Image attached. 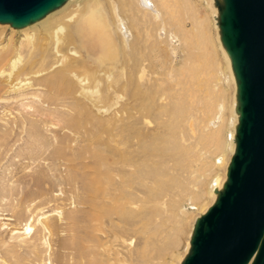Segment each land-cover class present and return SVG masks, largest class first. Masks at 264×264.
Segmentation results:
<instances>
[{
	"label": "rangeland",
	"instance_id": "1",
	"mask_svg": "<svg viewBox=\"0 0 264 264\" xmlns=\"http://www.w3.org/2000/svg\"><path fill=\"white\" fill-rule=\"evenodd\" d=\"M79 1L82 8H80V11H84L94 0ZM100 1L113 23L108 1ZM185 1H189V5H185L187 4ZM167 3L170 6V12L175 13L177 21L181 24L185 23L191 29V45L197 57V59L191 60L192 63L183 58L185 47L182 46L183 44L178 39L176 40L177 44L176 42H174L175 44L170 43V36L174 38H179L180 36L175 32L176 27L172 25V19L170 20L172 24L169 21V15L162 17L165 19L168 16V21H166L167 19L153 18V22L150 20L151 17L148 18V24L153 22L151 23L152 25H149L151 28L148 27L146 22L148 19L143 20L140 23L142 26L139 25L137 28L139 31H137L135 25L133 26L130 23V16L127 14L126 16L130 20L129 23L130 25L132 24L131 28L133 27L130 31L132 33V38L130 39H133V41L129 40L128 42L131 47H128L129 45L126 43L122 45V40L117 34L118 42L122 45V52L118 51L119 54L113 60L102 58V44L96 36L90 35L88 29L83 30L84 33L81 31L79 26L88 17L87 12L82 14L83 11H81L71 18V20L65 21L61 25L62 31L61 29L58 30L60 27L53 23V19L62 15L63 12L58 11L51 14L47 19V21H50L47 22L48 25L50 24L48 34L42 29L41 24H37L36 27L39 29V33L35 38L37 42L33 39L28 43L30 44L29 46L26 44L28 47V50L27 47L24 49V52L27 50L26 54L22 50L21 52L24 54L22 55L20 52L19 56H16L18 52H15L14 49H17L24 34L16 33L15 28L11 25L5 26V33L0 40V45H7L10 36L15 35V42L9 51L15 59L16 57L20 58L22 55L20 60L18 59L20 63L18 62L15 65V71L17 72L26 67L33 82L32 88L6 91L3 89L5 86L4 77L8 70L12 68V65L4 68L5 73H0V138H2L0 139V162L5 159L2 165L4 164L3 166L6 167L9 163L11 164L12 157L6 156L5 150L6 147L14 144L20 136L23 137L17 141V145H23L24 148L26 146V142L24 141H26L25 138L28 134L33 136V141L29 148L23 151V156L30 157V160L29 158L26 159V164L19 162V165L17 161L11 164V166L13 165V167L10 166V169L12 168L10 170L11 178H6V182L8 179H10L9 182L14 179L11 182V185L15 188L13 196H18L19 201H15L12 205L4 204V206L2 205L4 208L0 205V224L6 222L11 224L8 227L5 226V229L0 227V245L9 239L10 230L14 226L22 227L21 224L24 225L31 215L44 219L45 216H48V220L50 222L55 221L54 224L56 225L51 230V233L46 232L47 242L52 244L53 247L48 252L52 253L49 252L50 255L48 252L38 253L37 255H33L32 258L39 260L41 256L40 259H46L44 264H57L65 256V252H67L63 244L69 237L66 229L67 222H65V215L67 212H73L83 226L79 234L82 236L88 251V254L86 253L87 259L91 260L92 264H181L185 259L188 254L192 227L196 218L205 213L217 198L212 178L219 177L220 188L223 187L227 179V177L224 178V175L227 176L228 164L235 152V142L233 139L236 126L238 125L237 119L234 116L236 82L231 69V58L228 54L230 60L227 58L226 50L223 49V45L217 35L216 11L214 10V12L210 6L207 7L208 5L200 0H168ZM197 19H202V22L204 21L202 31L196 27L192 28L193 22ZM161 23H163L162 27H160ZM164 23L166 24L165 26ZM52 24L54 25L52 26ZM154 25H157L156 27L159 32ZM51 26L55 30L50 28ZM172 27L173 29H171ZM159 28H162V32ZM2 29L0 26V33ZM51 29L53 33L55 31V35L58 36L59 34L58 38H62H59L61 39L60 42H62L58 48L65 47L63 48L65 49V53L62 54L63 56L56 57L54 55L55 52L51 50L50 41L53 35L50 32L52 31ZM150 29L151 31H149ZM163 29L168 31L167 36L164 34L166 32ZM142 31L147 33H143ZM160 32L163 33V37L162 34L160 37ZM154 33L156 36H154ZM140 35L143 37H140ZM145 36H149L148 38L151 40L148 41L149 39ZM145 39L148 40L146 41ZM31 42H34V44ZM161 44L162 46H160ZM32 45L33 47H30ZM72 47L78 49L80 54L74 56L75 53L74 51L72 52ZM162 47L163 50H166L168 47L167 52L170 55H174L172 47L178 48L175 51L177 56L174 59L176 60L173 59V55L169 56L165 50L162 52V49H160ZM32 48L35 49L31 50ZM61 49L60 51L62 52L63 49ZM34 50H36V53ZM32 53L35 55L34 57ZM24 55L29 56L23 57ZM62 57L67 58L62 59ZM25 58L28 61H24ZM57 58L62 59V61L57 60ZM172 60L173 63H171ZM179 60L180 62L178 63ZM184 61H186L188 66L194 65L200 68L199 81L201 85L199 98L202 100H212L213 108L210 115L212 119H219L220 117L218 124L221 127L224 145L226 144L223 146V150L221 149L214 157L216 159V161H214L215 159L213 160L214 165L217 166L213 165L214 169L210 172L212 174L207 176L209 180L207 177L206 179L203 178L198 186L195 185L199 191L194 186L196 184L194 183L195 179L200 174L199 163H197L198 166L194 165L193 174L184 173L185 171L182 173L180 166L176 167L179 165V160H177L179 157L177 155L172 156V152L169 153L167 146L166 148L162 146L164 145L162 141L163 137L165 138V134H170L166 126L168 121L167 123L165 122L167 119L162 114L163 110L160 109L162 107V99L169 94L166 89H171L169 82L175 73L171 72L172 65L179 68L184 64ZM85 80L86 83H84ZM172 84L174 83L171 81ZM25 93L31 97H28ZM19 94H23V98ZM165 94L167 95L165 96ZM39 104L43 106L44 110L42 113L36 110L37 106L35 105ZM220 106H222L221 111ZM159 119L165 126L161 124L162 122H158ZM218 124L216 123V125ZM232 128L233 130H230ZM154 130L159 134L154 133ZM160 132H164V135L161 137L162 139L159 138ZM156 136L157 139L155 138ZM150 145L153 147H150ZM164 148L165 151L163 150ZM143 153L145 154L143 155ZM42 155H44V158ZM155 156L157 158L161 156L163 160L164 158L167 159L164 160L165 166L161 162L159 163V159ZM31 158L35 159V161ZM167 161L168 163H165ZM66 162L75 167H70L68 170L65 167ZM166 166H171L172 169ZM27 167L28 170H26ZM152 168L155 169L152 170ZM2 171L0 170V178L3 175ZM149 174L152 176H148ZM183 174L184 177L182 176ZM36 175L39 176V179ZM185 176L187 180H190L189 183L193 185L189 184L191 188L195 189L194 191L198 192L199 195L201 194L197 198L198 200L192 201L190 196H178L182 190H180V187H182L181 183L188 182L187 180L183 181ZM34 177L36 178L34 179ZM162 177L165 179V182H163L164 179ZM168 177L170 178L168 179ZM37 207L41 209L39 210ZM95 208L100 221L95 223L94 226L97 225L100 231H95L94 227L92 228V224L90 225L91 228H87L85 224L86 219L92 216L93 209ZM42 214H45V216H41ZM7 218L13 221H8L6 220ZM35 220L34 218V222H36ZM56 220L59 221L60 226ZM135 229H138L139 232L135 231ZM33 233L34 231L28 235V238ZM101 234L111 239L112 247L113 244H122L120 257L112 254L108 255L107 249H100L98 247L97 238ZM158 239L163 243L161 242L160 244ZM154 241H156L155 244ZM157 245L160 247L158 248ZM132 251L133 253L135 252L134 258H132ZM127 255L129 257L128 260L124 258ZM46 256H51L52 258L48 257L47 260ZM8 259L7 257L6 260Z\"/></svg>",
	"mask_w": 264,
	"mask_h": 264
},
{
	"label": "bare ground",
	"instance_id": "2",
	"mask_svg": "<svg viewBox=\"0 0 264 264\" xmlns=\"http://www.w3.org/2000/svg\"><path fill=\"white\" fill-rule=\"evenodd\" d=\"M84 1V0H83ZM108 1L109 3V6H110V9H111V16H112V19H113V23H112V20L109 16V14L106 12L103 4L101 3L100 0H94L87 8L86 10H81L83 11L82 14H86L88 15V17L83 20L82 22V25L79 26L81 31L83 32V30L85 29H88V32L90 33V35H94L96 36V38L100 41V43L102 44V50H103V54H102V58L106 59V60H113L117 57V55L119 54V52H122L121 51V48H122V45H125L128 44L129 40L133 41V39H130L132 38V33H130L131 29H133V27L131 28L132 24L133 26L135 25L136 27V30L138 28V26L140 25V23L148 18L151 17L150 20H153L154 19H158V18H161L163 19L162 17L165 15H169L170 16V19L169 21L172 19V22L171 24L174 25L176 27V34L179 35L180 37H172L170 36L171 38V41L170 43L171 44H175L174 42H176L177 44V39L180 41L181 44H183L182 46L185 47V49L183 50V54H184V57L185 60H189L191 62V60H194L195 58L197 59L193 49H192V45H191V37H190V31L191 29H189L187 27V25L184 24H181L180 22L177 21V18H176V15L175 13H171L170 12V6L168 5L167 1L168 0H106ZM200 1H204L207 5V7H211L213 9V11L215 10V6H214V0H200ZM187 4L185 5H189V1H185ZM80 8H81V3L79 0H67L66 3L61 6L60 8L56 9L55 11H53L51 14L55 13V12H58V11H62V15H60L59 17L53 19V23L57 26H59L58 30L61 29L62 31V27L61 25L67 21L68 19L71 20V18H73L75 15L79 14L80 11ZM109 8V7H108ZM82 9V8H81ZM109 9V11H110ZM211 9V10H212ZM216 11V10H215ZM214 11V12H215ZM171 13V14H169ZM216 13V12H215ZM46 15V17H43L42 19L38 20L36 23H30V24H27V25H23V26H14L15 28V32L16 33H23L24 34V37L21 39V42L20 44L18 45L17 49L15 50L14 47V51L18 52L16 54V56H19L23 50L24 52V49H26L25 47L29 46L30 44H28L30 41H32L33 39H35L37 37V34L39 33V29H37V24H41L42 26V29L45 31L46 34H48V29H49V26L50 24L48 25L47 22V19L48 17L51 15ZM127 14H129L130 16V20H128V16H126ZM165 18V19H167ZM160 19V20H161ZM163 19V20H165ZM168 19L166 21H168ZM159 20V21H160ZM69 21V20H68ZM132 23L130 25V23ZM156 21V20H155ZM157 21V22H159ZM50 22V21H49ZM52 22V20H51ZM147 24L149 22V19L146 21ZM151 22V23H153ZM163 22V21H162ZM204 22V21H203ZM202 22V19L200 20H195V22H193V29L196 27L198 28L200 31H202V26L204 27V24ZM148 24V27H150L149 25H152V24ZM160 23V22H159ZM166 23V22H165ZM164 23V26L166 25ZM52 24V26L54 25ZM145 24V23H144ZM155 24V23H154ZM157 24V23H156ZM169 24V25H171ZM203 24V25H202ZM9 25H12L10 23H0V26L1 28H3L1 30V33H0V40L3 36V34L5 33V26H9ZM48 25V26H47ZM146 25V24H145ZM168 25V24H167ZM171 25V26H172ZM50 27V28H53V27ZM65 26V25H64ZM114 26V27H113ZM142 26V25H140ZM155 26V25H154ZM157 26V25H156ZM155 26V27H156ZM163 26V23H161V26ZM170 26V27H171ZM153 27V26H152ZM159 27V25H158ZM167 27V26H166ZM166 27H164L166 29ZM56 28V27H55ZM151 28V27H150ZM168 28V27H167ZM218 28V27H217ZM145 29V27H144ZM158 28L156 27V30ZM161 29V32H162V28H159ZM173 29V27L171 28ZM175 29V28H174ZM52 30V29H51ZM53 30H55L53 28ZM53 30L50 31L51 33H53ZM146 30H148L146 28ZM154 30V29H153ZM164 30V29H163ZM205 30V29H204ZM203 30V31H204ZM139 31V30H137ZM151 31V29L149 30ZM148 31V33H150ZM158 31V30H157ZM165 31V30H164ZM58 32V31H57ZM143 32V31H142ZM156 32V31H154ZM159 32V31H158ZM160 32V37H161V34H162V37H163V33ZM166 33V36H167V33L168 31L166 30L165 31ZM174 32V33H175ZM50 33V34H51ZM63 33V32H62ZM84 33V32H83ZM140 33V32H138ZM143 33H147V32H143ZM173 33V34H174ZM49 34V36H51ZM55 31L53 33V35L51 36V41H50V45H51V50H53L55 52V56H63L62 54L65 53L63 48L65 47H61L60 49L62 50V52L60 51V49L58 48L59 47V44L62 42H60V40L62 39H59L57 35H55ZM117 34L118 36L120 37V39L122 40V45L121 43L119 44L118 42V39H117ZM137 34V32H136ZM141 34V33H140ZM172 34V33H171ZM61 35V34H60ZM69 35V34H68ZM131 35V36H130ZM134 35V34H133ZM143 35V34H142ZM140 35V37L142 36ZM145 35V34H144ZM148 35V34H146ZM170 35V34H169ZM176 35V36H177ZM218 38L220 39L221 41V36H220V32H219V28H218ZM139 36V35H138ZM150 36V35H149ZM149 36H145V37H149ZM154 36L155 33H154ZM164 36V37H166ZM175 36V35H174ZM14 37L15 35H11L10 38H9V41H8V44L7 45H3L1 46L0 45V73H5V70L4 68L8 65H12V68L10 70H8V72L5 74V86H4V90L6 91H18V90H21L22 88H28V87H31L32 88V78L30 76V73L27 71V68L26 67H23L22 69L18 70L17 72L15 71V65L16 63H20V58L21 56L28 50V47H27V50L22 53V55L20 56V58H17L16 59L12 56V53H10V48L12 46V44H14ZM48 37V35H47ZM143 37V36H142ZM159 37V36H158ZM159 37V38H160ZM169 37V36H168ZM167 38V37H166ZM38 39V38H37ZM50 39V38H49ZM149 39V40H148ZM147 40L150 41L151 39L148 38ZM165 39V38H164ZM163 39V40H164ZM218 39V41H219ZM36 40V39H35ZM146 40V39H145ZM146 40V41H147ZM153 40V39H152ZM156 41V39H154ZM160 40V39H158ZM157 40V41H158ZM130 41V42H131ZM161 41V40H160ZM166 41V40H164ZM169 41V40H168ZM35 42V41H34ZM34 42H31L34 44ZM37 42V40H36ZM35 42V43H36ZM64 42V40H63ZM68 42V41H67ZM69 43V42H68ZM135 43V42H134ZM162 43V42H161ZM168 43V42H167ZM166 43V44H167ZM27 44V46H26ZM131 44V43H130ZM145 44V43H144ZM163 44V43H162ZM162 44L160 46H162ZM165 44V43H164ZM66 45V44H65ZM129 45V44H128ZM169 45V44H168ZM220 45V44H219ZM61 46V44H60ZM64 46V45H62ZM133 46V45H132ZM159 46V44H158ZM171 46V45H170ZM174 46V45H172ZM176 46V45H175ZM178 46V45H177ZM30 47H33L30 46ZM29 47V48H30ZM76 47V46H74ZM74 47H72V52L74 51V56L76 54H80L79 50L78 49H75ZM128 47H131V45H129ZM127 47V48H128ZM166 47V46H165ZM169 47V46H168ZM167 47V48H168ZM181 47V46H180ZM74 48V50H73ZM125 48V47H124ZM133 48V47H132ZM131 48V49H132ZM167 48L165 50V52H167ZM173 48V49H172ZM172 51L174 52V55H173V59L177 56L176 54V49L178 50V48H174L172 47ZM12 49V48H11ZM35 48H32L31 50H33ZM70 49V51H71ZM126 49V48H125ZM162 49V52L164 51L163 50V47L160 48ZM183 49V48H182ZM181 49V50H182ZM222 49V48H221ZM223 49L225 50V48L223 47ZM30 50V49H29ZM69 50V49H68ZM130 50V48H129ZM128 50V52H129ZM136 50V49H135ZM158 50V49H157ZM35 53H36V50H34ZM34 51H31V52H34ZM126 51V50H125ZM153 51V50H152ZM156 51V50H155ZM161 51V50H160ZM223 51V50H222ZM21 52V53H20ZM69 52V51H68ZM131 52V50H130ZM134 52V50H133ZM161 52V53H162ZM170 52V51H169ZM178 52V51H177ZM225 53V51H223ZM71 54V52H69ZM125 53V52H123ZM127 53V52H126ZM125 53V54H126ZM157 53V52H156ZM168 53V52H167ZM182 53V52H181ZM26 54V53H25ZM28 54V53H27ZM73 54V53H72ZM160 54V53H159ZM166 54V53H165ZM169 54V53H168ZM182 54V55H183ZM14 55V54H13ZM33 57L35 56L33 53H32ZM169 54V56H171ZM226 55H227V52H226ZM26 55H24L23 57H25ZM29 56V55H27ZM26 56V57H27ZM54 56V58H56ZM66 56V54H65ZM72 56V55H71ZM73 56V57H74ZM122 56V55H121ZM155 56V55H154ZM31 56V58H33ZM160 57V56H159ZM168 57V56H167ZM64 58H67V57H64ZM62 57V59H64ZM76 58V57H75ZM126 58V57H125ZM178 58V57H177ZM181 57V59H183ZM227 58H228V55H227ZM19 59V60H18ZM62 59L60 58H57V60H61ZM155 59V58H154ZM157 59V58H156ZM160 59V58H159ZM180 59V58H179ZM230 60V58H228ZM23 60V59H22ZM27 58H25L24 61H26ZM161 60V59H160ZM176 60V59H174ZM23 61V62H24ZM28 61V60H27ZM158 61V59H157ZM22 62V63H23ZM58 62V61H57ZM63 62H65V60H63ZM117 62V61H116ZM160 62V61H159ZM162 62V60H161ZM177 62V61H176ZM180 62V60L178 61V63ZM183 62V61H181ZM188 62V61H187ZM196 62V61H195ZM25 63V62H24ZM27 63V62H26ZM59 63V62H58ZM171 63H173V60L171 61ZM170 63V64H171ZM192 63V62H191ZM190 63V64H191ZM161 64V63H159ZM175 64V63H174ZM189 64V65H190ZM24 65V64H23ZM116 65V64H115ZM177 65V64H176ZM232 65V63H231ZM27 66V65H26ZM113 66V65H112ZM162 67V66H161ZM171 67V66H170ZM179 67V66H178ZM163 68V67H162ZM200 68H198L197 66L195 67L194 65L192 66H188L186 61H184V64L181 65V67L177 68L175 67V65H172L171 67V72H175L173 75H172V79H170L172 81V84L171 85V81L169 82V86H171V89H166L167 92L169 93L168 95L165 94V98L163 97V101H162V104H161V110H163V116L166 117L167 120H165V122L168 123L166 124V126L168 127V130H169V135L165 134V138L163 137V143L164 145L162 146H167V148L169 149V153L173 155H177L179 157V165H177L176 167L180 166V169L182 170V173L183 171H185L184 173H188V174H193L194 171H193V168H194V165L196 166L197 163H199L200 165V174L197 175L199 176L198 178H194L195 179V182L196 184L195 185H199L200 182L202 181V179H206L207 176H209L210 172L214 169L213 168V165H214V161H216V159L214 158L218 153L219 151H221V149L223 148L224 145V139H223V136H221V127L219 126V122H220V117L219 119L218 118H214L212 119L211 118V113H212V108H213V102L212 100H208V99H201L199 98L200 96V81H199V70ZM231 69H232V66H231ZM33 70V69H31ZM43 71V70H42ZM233 71V69H232ZM32 72V71H31ZM170 72V73H171ZM38 73H41V72H38ZM44 73V72H43ZM42 73V74H43ZM169 73V74H170ZM168 74V75H169ZM32 75V74H31ZM41 75V74H40ZM76 76V75H75ZM36 77V76H35ZM34 77V78H35ZM39 77V76H38ZM166 77V76H165ZM169 77H171L169 75ZM233 77L235 79V76H234V73H233ZM33 78V79H34ZM175 78V79H174ZM167 79V78H166ZM174 79V80H173ZM82 80V79H80ZM84 80V79H83ZM80 82V81H79ZM165 82V81H164ZM80 83H83V82H80ZM84 83H86V80L84 81ZM83 83V84H84ZM159 83V82H158ZM163 83V81H162ZM82 84V85H83ZM168 85V84H167ZM36 86V85H35ZM40 86V85H39ZM163 87V86H162ZM168 87V86H166ZM35 88V87H34ZM158 89V87H157ZM160 89V88H159ZM27 90V89H26ZM37 90V89H36ZM170 90V91H168ZM28 91H31V90H28ZM35 91V90H34ZM157 91V90H156ZM162 91V89H161ZM165 91V90H164ZM27 92V91H26ZM33 92V91H32ZM31 92V93H32ZM163 92V91H162ZM161 92V93H162ZM166 92V93H167ZM30 93V94H31ZM37 93V92H36ZM161 93H159L161 95ZM165 93V92H164ZM26 94V93H25ZM13 96V94H11ZM20 95V94H19ZM27 95V94H26ZM32 96H34L33 94H31ZM20 96H22L23 98V94H21ZM19 96V98H20ZM28 96V95H27ZM30 96V95H29ZM28 96V97H29ZM163 96V95H162ZM25 97V96H24ZM31 97V96H30ZM8 98V97H7ZM34 98V97H33ZM158 98V97H156ZM162 98V97H161ZM14 99V98H13ZM15 100V99H14ZM23 100V99H21ZM25 100V99H24ZM31 100V98H30ZM35 100V99H34ZM157 100V99H156ZM160 100V99H159ZM150 101V100H149ZM161 101V100H160ZM17 102V101H16ZM19 102V101H18ZM42 102V101H41ZM39 102V103H41ZM157 104V102H156ZM37 106V111H42L44 110L43 109V106L41 104L39 105H35ZM32 108V106H31ZM158 108V107H157ZM156 109V108H155ZM222 109V106H220V111ZM46 110V109H45ZM159 110V109H158ZM219 111V112H220ZM154 112V110H153ZM160 112V111H159ZM38 113V112H37ZM133 113V112H132ZM158 113V112H156ZM134 114V113H133ZM132 114V115H133ZM154 114V113H153ZM234 116L235 118L237 119V123L239 121V114H237V112H234ZM200 115V116H199ZM160 116H161V113H160ZM167 116H169V118H167ZM164 117V118H165ZM204 117V118H203ZM159 118V117H158ZM162 118V119H164ZM203 118V120H202ZM218 119V120H216ZM235 121V120H234ZM160 122V119L159 121ZM162 122V121H161ZM160 122V123H161ZM200 122V123H199ZM203 122V123H201ZM232 122V121H231ZM157 123V121H156ZM216 123L218 125H216ZM159 125V123H157ZM161 124L164 125V123L162 122ZM233 124V123H232ZM161 127V125H160ZM165 128V127H164ZM147 129V128H146ZM166 130V129H165ZM230 130H233L230 129ZM158 131V130H157ZM156 131L154 130V133ZM231 133V131H229ZM147 133V132H146ZM145 133V134H146ZM161 133V132H160ZM156 134L158 135L159 133L156 132ZM162 134V135H161ZM159 135V138H161L163 135H164V132L161 133ZM228 135H230L228 133ZM26 136V135H25ZM24 136V137H25ZM150 136V135H149ZM167 136V137H166ZM23 136H20L18 140H21ZM153 137V136H151ZM228 137V136H227ZM157 139V136L155 137ZM158 138V139H159ZM231 138H232V135H231ZM230 138V140H231ZM2 139V138H0ZM26 146L24 148V146L22 145H17V141L6 147V150H5V155L6 156H11L12 159H11V164H13L14 162H18V164L20 165V163H25V160L29 158L30 160V157H24L23 156V151L24 150H27V148H29V146L31 145L32 141H33V136L28 134L26 136ZM162 139V138H161ZM228 139V138H227ZM233 139V138H232ZM23 140V139H22ZM152 140L154 141V139L152 138ZM234 140V139H233ZM159 141V140H158ZM161 141V143H162ZM226 141V140H225ZM229 141V139H228ZM21 142V141H20ZM23 143V142H22ZM155 143H158V142H155ZM154 143V144H155ZM20 144V143H19ZM147 144V142H146ZM151 144V143H150ZM160 144V142H159ZM168 144V145H167ZM228 144V143H227ZM231 144V143H230ZM34 145V144H33ZM153 145V144H152ZM150 145V147L152 146ZM155 145H158V144H155ZM36 146V145H35ZM161 146V145H160ZM169 146V147H168ZM230 146V145H229ZM2 147V146H1ZM148 147V146H147ZM145 147V148H147ZM153 147V146H152ZM232 147V146H231ZM235 147V146H234ZM31 148V147H30ZM41 148V147H40ZM165 148L163 149L165 151ZM225 148V147H224ZM227 148V147H226ZM148 149V148H147ZM154 149V148H153ZM156 149V148H155ZM223 150V149H222ZM39 151V150H38ZM162 151V150H161ZM229 151V150H228ZM235 151V149H234ZM157 152V151H156ZM160 152V151H159ZM225 152V151H223ZM222 152V153H223ZM230 152H233V151H230ZM30 153V152H29ZM166 153V152H165ZM164 153V154H165ZM145 153H143L144 155ZM221 154V152H220ZM32 155V153H31ZM147 155V154H146ZM157 155V154H156ZM160 155V154H159ZM28 156V155H27ZM38 156V155H36ZM44 155H42L43 157ZM162 156V155H161ZM161 156H155L157 159H159V163L161 162V164H164V160H167L164 158V160L162 159ZM39 157V156H38ZM144 157V156H143ZM152 157V156H151ZM150 157V158H151ZM160 157V158H159ZM164 157V155H163ZM176 157V156H175ZM219 157V156H218ZM41 158V157H40ZM44 158V157H43ZM149 158V157H148ZM147 158V159H148ZM18 159V160H17ZM32 160L35 161V159L31 158ZM156 159V160H157ZM215 159V160H214ZM5 160V159H4ZM3 160V161H4ZM149 160V159H148ZM153 160H155V158H153ZM170 160V159H169ZM214 160V161H213ZM227 160V159H226ZM2 161V162H3ZM8 161V160H7ZM5 161V162H7ZM33 161V162H34ZM2 162H0V170H3L2 171V177L0 178V205L4 206V204H9V205H12L14 204L15 201L18 200V196H13L14 195V191H15V188L14 186L11 185V182L14 180H11L9 182L10 179H8V181L6 182V178L10 177V166L11 164L9 163L8 166L4 167L2 165ZM20 162V163H19ZM27 162V161H26ZM39 162V161H38ZM43 162V161H42ZM143 162V161H141ZM149 162V161H148ZM4 163V162H3ZM31 163V162H30ZM40 163V162H39ZM72 163V162H71ZM145 163V162H144ZM165 163H168L165 162ZM216 163V162H215ZM33 164V163H32ZM47 164V163H46ZM74 164V163H73ZM171 164V163H170ZM217 164V163H216ZM63 165V164H62ZM66 168L69 170L70 167H75L74 165H71V164H65ZM136 165V164H135ZM145 165V164H143ZM148 165V164H147ZM167 165V164H166ZM15 166V164H14ZM18 166V165H17ZM150 166V165H149ZM155 166V165H154ZM162 166V165H161ZM198 166V165H197ZM214 166H217V165H214ZM13 167V165L11 166ZM28 167H31V166H28ZM28 167L26 170H28ZM40 167V166H39ZM64 167V168H65ZM150 167H153V166H150ZM149 167V168H150ZM166 167H169L172 169L171 166H166ZM16 168V167H15ZM63 168V167H62ZM65 168V169H66ZM141 168L143 169V167L141 166ZM148 168V167H147ZM159 168V167H158ZM161 168V167H160ZM30 169V168H29ZM155 169V168H152V170ZM18 170V169H17ZM25 170V171H26ZM64 170V169H63ZM137 170V169H136ZM151 170V171H152ZM159 170V169H158ZM180 170V171H181ZM195 170V169H194ZM123 171V170H122ZM175 171V170H174ZM143 172V171H142ZM145 172V171H144ZM160 172V171H159ZM158 172V173H159ZM196 172V171H195ZM21 173V172H20ZM19 173V174H20ZM157 173V172H155ZM162 173V172H161ZM198 173V172H197ZM36 174V173H35ZM67 174V173H66ZM139 174V173H138ZM172 174V173H171ZM171 174H169L171 176ZM180 174V173H179ZM212 174V173H211ZM210 174V175H211ZM41 175H42V172H41ZM40 175V177H41ZM140 175V174H139ZM147 175V174H146ZM151 174H149L148 176H150ZM156 176V174H154ZM163 175V174H161ZM161 175L159 176L160 179H161ZM168 175V174H167ZM227 175V174H226ZM14 176V175H13ZM18 176V175H17ZM20 176V175H19ZM128 176V175H127ZM134 176V175H133ZM152 176V175H151ZM166 176V175H164ZM163 176V177H164ZM184 177V174L182 175ZM187 176V174H186ZM186 176L185 178H183L184 182L186 179ZM190 177V175H188ZM193 176V175H192ZM191 176V178H192ZM196 176V174H195ZM194 176V177H195ZM216 176V175H215ZM15 177V176H14ZM13 177V178H14ZM21 177V176H20ZM36 177L38 178L39 176L36 175ZM34 177V179L36 178ZM158 177V178H159ZM162 177V178H163ZM173 177V176H172ZM227 177L224 175V178ZM11 178V177H10ZM133 178V177H132ZM135 178V177H134ZM151 178V177H150ZM170 177H168L169 179ZM209 177H207L208 179ZM211 178V177H210ZM39 179V178H38ZM41 179V178H40ZM149 179V178H148ZM157 179V178H156ZM164 179V178H163ZM182 179V178H181ZM193 179V178H192ZM16 180V178H15ZM18 180H19V177H18ZM209 180V179H208ZM211 180V179H210ZM213 180V188H215V190H218L217 188L220 187V181H219V177L217 178H212ZM17 181V180H16ZM182 181V180H181ZM188 182H185V183H181L182 187H180V190L181 192H179V195L178 196H190V198L193 200L199 198V195L198 192L194 191L197 186H195V189L193 190L191 188V183L190 180H187ZM193 181V180H192ZM191 181V182H192ZM9 182V183H8ZM162 182V181H161ZM163 182H165V179L163 180ZM14 183V182H13ZM188 183V184H187ZM211 183V181H210ZM209 183V184H210ZM191 186H190V185ZM159 185V183H158ZM21 186V185H20ZM172 186V185H171ZM180 186V184H179ZM178 186V187H179ZM210 187V186H209ZM178 189V188H177ZM198 190V189H196ZM169 191V190H168ZM199 191V190H198ZM172 192V191H171ZM211 193V192H210ZM107 194V193H106ZM209 194V192H208ZM167 196V195H166ZM18 197V198H17ZM105 197H108V196H105ZM211 198V196H209ZM96 198H98V196H96ZM119 200V199H118ZM198 200V199H197ZM19 201V200H18ZM163 201V200H162ZM166 202V201H165ZM164 203V201H163ZM37 205V204H36ZM0 206V207H1ZM2 206V208H4ZM7 206V205H5ZM9 207V206H7ZM126 207V206H125ZM16 208V207H15ZM22 208V207H21ZM38 208V207H37ZM36 208V209H37ZM14 209V207H13ZM12 209V210H13ZM29 209V207H28ZM34 209V208H33ZM39 209V208H38ZM41 209V208H40ZM39 209V210H40ZM2 210V209H1ZM24 210V209H23ZM70 210V209H69ZM128 210V209H127ZM4 211V210H3ZM37 211V210H36ZM1 212V211H0ZM22 212V211H21ZM28 212V211H27ZM39 212H42V211H39ZM33 213V212H32ZM47 213V212H46ZM65 213V212H64ZM78 214V212H77ZM34 215V214H33ZM48 215V214H47ZM30 216V215H29ZM41 216H45V214H42ZM40 216V217H41ZM33 217V218H32ZM113 217V216H112ZM119 217V216H118ZM34 218L36 219L34 222ZM114 218V217H113ZM42 219L44 218H38V216H30L29 219H27L26 223L23 225L21 224L22 227H11L12 229L10 230V235H9V239L7 241H4L1 245H0V264H44V260L43 258L40 259L39 257V260L37 259H33L32 256L33 255H37L38 253H47L48 250L53 248L52 247V244L48 243L47 242V239H46V232H50L51 233V230L54 229L56 227V225L54 224V222H50L48 220V216H45V219L44 221H42ZM8 221H13L12 219H6ZM53 220V219H51ZM66 220V221H65ZM65 220L63 219V221L67 222V232L69 234V237L68 239L63 243L64 244V248L67 250V252H65V256L58 261L59 264H92L91 260L87 259V254H88V251H87V248L85 246V242L83 241V238L82 236H80L79 233H81V229H83V226L81 225L79 219L76 217V215L73 213V212H67L66 215H65ZM57 221V220H56ZM100 221V218H99V215L97 213V210L96 208L93 209V212H92V216L89 217L88 219H86L85 221V224L87 226V228H91V224L93 225L92 228L94 227L95 231H100L99 227L96 225L94 226L95 223L99 222ZM59 221H57V224L59 225L60 223H58ZM35 223V224H33ZM63 224V223H62ZM11 224H8L7 222L6 223H1L0 224V227L4 228L5 226H10ZM60 226V225H59ZM35 227V228H34ZM125 227V226H124ZM6 228V227H5ZM4 228V229H5ZM61 228V227H60ZM64 228H65V225H64ZM128 228V227H127ZM1 229V228H0ZM59 230V229H58ZM119 230V229H118ZM34 231V233L28 238V235L31 234V232ZM135 231L139 232L138 229H135ZM53 232V231H52ZM118 232V231H117ZM142 232V231H141ZM47 233V234H48ZM109 233V232H107ZM119 233H122V232H119ZM124 233V232H123ZM111 235V234H110ZM109 235V236H110ZM50 236V235H48ZM112 237V236H111ZM66 239V238H65ZM98 247L101 249H107V252H108V255L112 254L114 256H119L120 257V254L122 253V250H121V246L122 244H113V247L111 246V239L108 237V236H103L102 234L101 235H98ZM154 239H157V238H154ZM153 239V240H154ZM159 240V239H158ZM128 241V240H127ZM126 241V242H127ZM160 241V244H161V240ZM116 242V241H115ZM121 242V241H119ZM152 242V241H151ZM156 241H154V244H155ZM114 243V242H113ZM163 243V242H162ZM167 243V242H166ZM55 244V243H54ZM61 244V243H60ZM157 244V243H156ZM129 245V244H128ZM56 246V245H55ZM111 246V247H110ZM126 246V245H125ZM158 246V245H157ZM160 246H158L159 248ZM162 247V246H161ZM125 248V247H124ZM165 248V247H164ZM126 249V248H125ZM123 249V250H125ZM161 250V248H160ZM49 251V252H50ZM128 251V250H127ZM163 251V250H162ZM165 251H167L165 249ZM164 251V252H165ZM48 252V253H49ZM113 252V253H112ZM125 252V251H124ZM52 253V252H50ZM49 253V255H50ZM87 253V254H86ZM135 253V252H134ZM133 253L132 251V258H134L135 254ZM134 254V255H133ZM126 255V254H125ZM158 255V253H157ZM39 256V255H38ZM139 256V255H137ZM7 257L9 258L8 260ZM47 257V256H46ZM50 258H52L51 256H48ZM48 257H47V260H48ZM105 257V256H104ZM35 258V257H34ZM124 258H127L128 260V255L125 256ZM156 258V257H154ZM161 259V258H160ZM51 261V260H50ZM158 262V260H157ZM57 263V264H58ZM154 263V262H153Z\"/></svg>",
	"mask_w": 264,
	"mask_h": 264
},
{
	"label": "water",
	"instance_id": "3",
	"mask_svg": "<svg viewBox=\"0 0 264 264\" xmlns=\"http://www.w3.org/2000/svg\"><path fill=\"white\" fill-rule=\"evenodd\" d=\"M67 0H0V23H36ZM236 82L235 152L223 187L196 218L181 264H264V0H214Z\"/></svg>",
	"mask_w": 264,
	"mask_h": 264
}]
</instances>
